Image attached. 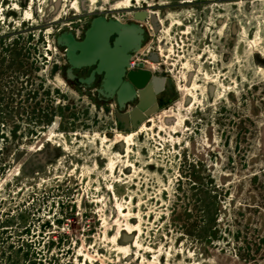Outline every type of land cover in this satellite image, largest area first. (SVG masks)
Listing matches in <instances>:
<instances>
[{
    "label": "rangeland",
    "instance_id": "rangeland-1",
    "mask_svg": "<svg viewBox=\"0 0 264 264\" xmlns=\"http://www.w3.org/2000/svg\"><path fill=\"white\" fill-rule=\"evenodd\" d=\"M143 2L179 99L124 131L55 38ZM0 264H264V0H0Z\"/></svg>",
    "mask_w": 264,
    "mask_h": 264
},
{
    "label": "water",
    "instance_id": "water-1",
    "mask_svg": "<svg viewBox=\"0 0 264 264\" xmlns=\"http://www.w3.org/2000/svg\"><path fill=\"white\" fill-rule=\"evenodd\" d=\"M134 31L132 26L98 17L92 20L81 43L75 42L71 34L67 33L56 39V45L63 49L65 61L69 65L68 78H73L72 70H81L91 66H94L95 69L91 72L90 77L81 79L80 83L89 85L95 74H104L102 82L105 91H101L99 94L102 98L115 102L118 110L114 112V117L124 131L129 129L130 123L135 129L137 123L143 121L145 116L157 112V98L163 89V86H159L155 79L151 78L152 74L149 71L142 68L128 71L118 64L119 54L123 48L128 47ZM100 34H104L106 37V42L102 46L92 42L93 38ZM111 36H116L113 47L109 45ZM121 41H125L126 44L119 47ZM74 50H77L79 54L76 55ZM111 61L114 62V66H111ZM161 82L170 88L169 79H162ZM135 100L137 102L133 109L129 112L124 111Z\"/></svg>",
    "mask_w": 264,
    "mask_h": 264
},
{
    "label": "flooded vegetation",
    "instance_id": "flooded-vegetation-1",
    "mask_svg": "<svg viewBox=\"0 0 264 264\" xmlns=\"http://www.w3.org/2000/svg\"><path fill=\"white\" fill-rule=\"evenodd\" d=\"M143 3L145 6H141L138 8L133 7L132 10H127L126 15L123 17L122 16L121 17H117V16L109 17L108 15L113 14L114 12V10H110V9L109 10L107 9L98 10V12L94 10L95 13H91L92 11H90L89 14L92 15L91 18L88 21L86 20L84 23H82L78 27V29H75L72 27H68L67 30L62 29L59 31V34L55 38V47L61 50L63 61L65 62L60 68V74L62 75L64 81L71 88L78 90L79 92L83 94L93 95L94 99L99 104L101 103L107 106H110V105L114 106L115 110H113V114L115 111L118 110L115 102L102 98V96L99 94L101 91H105L103 88V82H102L104 74L103 73L101 75L95 74L93 81L89 85L80 83L81 79L84 80L90 77L91 72L95 69L94 66H91L89 68H83L81 70H72L73 78L71 79L68 78L67 70L69 69V65L65 61L63 49L59 48L56 45V39L62 34L67 33V34H71L75 42L81 43L85 38L86 32L89 30L91 26L92 20L98 17H103L107 20L118 22L119 24L132 26L135 30L132 35L133 38L130 39V43L128 47H126L125 49L123 48V51L119 54L120 60L118 64H120L123 68L125 67L128 71L139 70L140 68L145 69L152 74L151 78L155 79V82H157L159 86H163V89L159 93V98H157L158 99L157 112H159L162 109L170 107L176 100H178L179 92L176 89V84L174 83L173 78L168 75L167 71H163L164 74L162 75V73L159 71L160 68L157 69L156 67H154V65L160 66L159 65L160 59H159V55L156 52H152V49H151L152 46L147 44L148 38H149L148 36L149 30L151 29L148 24L154 26V30L157 31L158 26L156 24L157 22H159V18H158V14L153 11H152L153 13L150 14V16L148 17L147 12L150 11L148 10L150 6L148 5L146 6L145 2ZM103 13H106V14L104 15ZM78 15L80 16V14ZM115 39H116V36H111L109 38L110 47H113V42L115 41ZM74 52L76 55L79 54L77 50H74ZM117 72L119 73V71ZM162 79H169L171 83L170 88L166 87L164 82H161ZM136 102L137 100L133 101V103H130L124 111L129 112L130 110H132ZM149 116H145L144 120L147 119ZM142 122L143 121L138 122L135 129L132 128V124L130 123L128 126L129 128L128 130L136 131Z\"/></svg>",
    "mask_w": 264,
    "mask_h": 264
},
{
    "label": "bare ground",
    "instance_id": "bare-ground-1",
    "mask_svg": "<svg viewBox=\"0 0 264 264\" xmlns=\"http://www.w3.org/2000/svg\"><path fill=\"white\" fill-rule=\"evenodd\" d=\"M77 1V0H76ZM91 1H93V0H91ZM56 2V1H55ZM77 3L78 2H76V5H77ZM75 4V3H74ZM73 4V5H74ZM95 4V3H94ZM122 5V4H121ZM118 6V5H117ZM75 7V6H74ZM93 7V6H92ZM90 12V11H89ZM92 42H94V43H96L97 45H100V46H102V45H104L105 44V42H106V37H105V35L104 34H100V35H98V36H96V37H94L93 38V41ZM126 43H125V41H121L120 42V44H119V47H121V46H123V45H125ZM111 63V66H114V62L113 61H111L110 62ZM208 80V79H207ZM207 84V83H206ZM206 90V89H205ZM189 97V96H188ZM167 115V114H166Z\"/></svg>",
    "mask_w": 264,
    "mask_h": 264
}]
</instances>
